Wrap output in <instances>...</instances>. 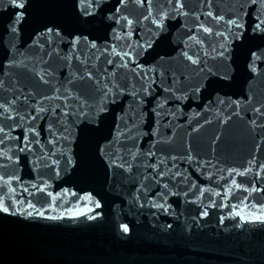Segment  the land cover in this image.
<instances>
[{
	"label": "water",
	"instance_id": "95a60500",
	"mask_svg": "<svg viewBox=\"0 0 264 264\" xmlns=\"http://www.w3.org/2000/svg\"><path fill=\"white\" fill-rule=\"evenodd\" d=\"M242 2L212 0L209 8L206 0H183L184 10L189 15L167 20L164 32L155 37L158 46H154L153 56L159 53L165 59L155 65V73H149V78L156 76V83L142 103L138 96L131 95L138 92L145 83L131 71L134 65L114 68L105 63L101 51L105 45L116 42L111 39L110 29L105 27L107 22L101 23L99 17L77 26L78 34L82 33L89 40H94L101 49H90L83 40L80 42L78 54L82 53V60L87 58V64L95 74L92 81L77 79L68 85L72 73L82 70L83 65L73 60L69 67L55 54L48 57L33 45V32L42 23L66 25L72 19L69 0H37L29 24L17 35L6 32L0 26V103L15 100L13 107L21 115H26L29 106L36 101H41L49 109L61 104L62 101L55 98H41L52 97L55 88H59L60 94H63L65 86L72 88L73 94L80 95L81 99L88 98V103L97 101L99 94L96 87L107 83L103 79L104 68H108L109 81L125 88V93L115 103L107 105L109 111L104 114L102 126L88 133L87 165L67 166L60 159V171L56 175L52 170L55 166L33 171V164L26 162V159L33 160L35 157L25 158L21 154L19 168L10 166L7 169L8 172L16 171L25 182H47L46 191L56 196L54 203L51 198L40 193L35 196L22 194L37 209L46 210V215L58 216L66 210L100 215L95 220H88L84 215L76 218L65 215V218L53 221L0 213V264H264V226L242 224L239 228L235 227L238 218H227L231 208L219 207L220 196L211 195L209 191L201 195L196 187H192L197 185L222 192L220 186L225 181L219 180V177L227 176L230 168L243 171L255 157L251 172L244 177L235 176L234 173L233 176L248 187L255 184L264 189V169L259 167L264 164V127H256L251 123L255 120L257 125L264 124V116H258L253 111L259 108L264 112V63L258 62L260 70L253 74L245 68L242 52L226 62L213 60L211 55L214 54L209 45L215 38L208 37L205 48L210 55L203 57L202 52L200 55L207 61V67L215 73V76L207 77L213 82V88H202L193 95L191 89L201 83L205 73L198 72L197 66L178 55L186 41V29L182 25L191 26L195 22V15H200L204 21L201 14L209 10L227 19L239 10ZM106 3L111 6L114 0H106ZM161 7L171 11L166 0H153V16ZM11 12V8L6 9L2 18L6 20ZM121 14L139 23L133 24L130 40H121L119 45L135 43L138 38L142 43L149 38V29L155 31L151 18L142 19L143 15H148L147 5L140 7L129 2L121 7ZM205 22L210 25L215 23L211 18ZM60 48L66 51L64 44ZM194 51H197L195 46L190 54ZM9 61L10 66H6ZM139 62L145 65V71L154 63L152 57L146 55L140 57ZM42 69L52 73L48 84L43 83L37 75ZM225 72L228 78L221 80ZM160 73H163V85ZM96 80H99V85H96ZM170 85L183 90V93L176 91L175 96L183 94L186 98L178 101L172 97L162 109H157V101L169 96L162 89ZM219 100L224 103H219ZM233 101L240 102L239 108ZM154 109L160 113L159 116ZM12 114L16 115L15 112ZM37 123L41 128L45 126V121ZM82 128L84 124L79 123L75 129L77 140L70 146L73 158L85 154V140L80 133ZM126 129H131L128 134L135 137L136 147L132 150L138 153V159L128 158L133 165L131 173L114 176L112 170L107 169L96 157L93 149L97 141L103 142L104 137L110 138L117 131ZM153 132L158 134L151 135ZM19 133L17 129L13 135ZM41 136H44L43 132ZM161 140L164 142H158ZM9 144L15 146L11 141ZM131 144L132 141H128V145ZM150 150L156 153L155 157L145 155ZM189 154L194 158L191 163L185 159ZM171 156L177 159H166ZM53 159H59V156ZM157 159L165 161L157 169L164 171L162 178L155 176L152 169L147 167ZM196 161H210L212 166L201 168ZM177 172L181 175H175ZM165 184L167 188H164ZM136 188H140V191L136 192ZM29 190L34 191L31 188ZM18 191H21L19 187ZM156 192L167 193L166 200L154 196ZM88 193L94 201L100 203V208L82 199ZM245 195L248 193L233 190L230 198L223 202L228 205L237 204ZM137 196L139 201L135 199ZM150 200L164 203L167 211L152 207ZM211 200H215L217 206L208 209L207 217L200 218V211ZM245 203L250 206L256 204L257 207L251 210L258 212V204L264 203V191L253 192ZM50 204L52 207H49ZM89 208L94 211L89 212ZM220 215L226 217L223 224L219 222ZM120 224L129 226V234L120 231ZM168 224L172 227L168 228Z\"/></svg>",
	"mask_w": 264,
	"mask_h": 264
},
{
	"label": "snow or ice",
	"instance_id": "6c2138e0",
	"mask_svg": "<svg viewBox=\"0 0 264 264\" xmlns=\"http://www.w3.org/2000/svg\"><path fill=\"white\" fill-rule=\"evenodd\" d=\"M37 0H0V26L4 30L12 35H17L24 31V27L29 24L32 17V8ZM134 3L140 7L147 5L148 15H143V20H149L154 25L155 31L149 29L150 36L148 39H144L141 43L138 38L135 43H126L124 46L119 45L121 40H130L133 32V24L139 23V21H133L129 19L127 15L121 14V7L126 6L127 3ZM72 8V19L65 25L56 22H44L39 28L33 32L34 39L33 45L44 52V55L51 57L55 54L58 58L63 59L65 63L71 67L72 61L76 60L80 65H83L82 70L72 73L71 79L68 80V85H71L74 80H89L95 79V74L89 68L87 64V58L81 59L80 42L83 40L86 46L90 49H96L101 51L94 40L82 33H77V26L80 23H90L97 20L99 17L100 22L105 24L107 29H110V35L112 41L116 43L107 44L101 51V54L105 57V63L112 67L129 68L130 65H134L131 68L133 74L139 77L145 83L141 86L138 92H133L131 95L138 96L140 103L143 102L145 96L150 95L152 85L156 83V76L152 75L149 78V73H155V65L164 61L165 57L155 52V47L158 46V42L155 37L164 32L166 27V21L169 19H175L178 16H187L189 13L185 11V4L183 0H166V5L170 6L171 11L165 10L161 7L159 12L153 16L152 3L153 0H114V3L109 6L106 0H69ZM207 6L211 8L212 0H206ZM8 8L12 9V12L8 14L7 19H3L4 11ZM195 15V14H193ZM205 20H201L200 15H195V22L188 26L182 25L186 29V41L183 48L179 51L178 55L182 56L191 65L197 66V70L200 73H205V77L202 78L201 83L195 85L191 92L192 94L199 93L202 88L205 90L213 88V82L207 79L209 76H215L211 68L207 67V61L202 58L200 53H203V57H209L210 53L206 50L205 44L208 37H214V42L209 45L211 48V58L213 60H220L222 62L229 61L235 54L243 53L245 68L255 74L260 69L258 68V62L264 63V0H243L240 4L239 10L230 15L227 19L219 14H214L212 11L202 13ZM211 18L214 24H208L205 21ZM119 29V31H117ZM63 33V35H62ZM190 42V43H189ZM64 44L66 51L60 48V45ZM193 46L197 48V51L192 52ZM50 49V50H45ZM119 49V50H118ZM64 52L63 55L61 53ZM152 57L154 63L148 67L145 71V65L139 62V58L142 56ZM100 59L99 56L96 57ZM234 62V61H232ZM46 63V61H45ZM11 61L6 66H10ZM141 71L137 72L136 70ZM97 71H100L97 69ZM103 79L107 81L103 86L96 87V91L99 94V99L93 103H88V98L81 99L80 95H74L73 89L65 86L64 93L60 94V89L55 88L52 97H42L41 99H52L62 101L61 104H57L55 107L49 109L44 106L41 101H36L29 106V112L26 115H21L13 105L15 100L0 103V213L6 215H23L25 219L39 217L46 220H60L68 215L71 218L79 216H87L88 220H95L100 215H88L86 212L80 210H66L61 212L58 216L46 215V210H40L36 208V205L24 197L22 194L26 193L27 196H35L37 193L45 195L52 199L54 203L56 196H53L52 192L46 191L48 187L47 182H25L21 180V177L16 171L8 172L7 169L10 166L19 168L21 164V154H24L25 158L31 156L35 157L33 160H27L26 162L33 164V171H37L38 168H52L56 175H59L60 159H63L67 166L78 167L88 164L87 156V136L89 132H93L99 129L104 123V114L109 111L108 104L115 103L116 99L125 93V88L121 87L118 83L108 80V68L103 70ZM40 80L48 84L52 78V73L47 69H42L37 73ZM161 85L164 83L163 73H160ZM48 77V78H46ZM228 78V73L225 72L224 76L220 77L221 80ZM206 80V82H205ZM99 80H96V85H99ZM174 83V82H173ZM163 92L168 93L169 96L162 100H158L156 104L157 109H162L164 104L168 102V99L174 97L178 101H182L186 98L183 94L181 96H175L176 91L182 89H176L172 85L164 87ZM219 103H224L223 100H219ZM237 108L240 106L239 101H233ZM75 105V107L73 106ZM258 116H264V112H261L259 108L253 109ZM15 112L16 115L12 113ZM155 112V109H154ZM157 116L159 112H155ZM238 114V113H236ZM27 117V122H26ZM71 118V122H69ZM122 118V117H121ZM11 121V123H8ZM37 121H45V126H41ZM207 122V121H206ZM79 123L84 124V128L80 129L81 138L85 140V154L83 157L73 158L71 145L76 142L77 134L75 132ZM251 123L256 127H264V124L257 125L255 120ZM119 129V125H117ZM17 129L20 130L19 135H13ZM195 130V129H194ZM44 136H41V133ZM131 129L125 131H117L115 135L104 137L103 142L97 141L93 149L96 157L102 161L107 169L112 170L113 175H124L125 173H131L133 165L128 159H138V153L132 149L136 147L135 137L130 136L128 133ZM157 132L151 133V135H157ZM123 137V139H121ZM132 141L131 146L128 145V141ZM14 143V147L10 146L9 142ZM158 142H164L163 140ZM153 143L152 147H155ZM259 147V145L257 146ZM37 152L39 155H37ZM149 158L155 157L154 151H148L145 153ZM59 156V159H53V157ZM175 161L176 156L166 157ZM189 163L193 161L191 154L185 157ZM255 157L248 162L249 167H245L243 171H238L234 168L227 170L228 175L219 177V180L225 181L224 185H221V191H215L192 185L196 187L197 191L203 195L204 192L209 191L211 195L220 196L221 202L220 208L230 207L231 211L228 212V217L238 222L235 227L239 228L242 224H259L264 226V203H259V211H252L251 208H256L257 205L246 204L245 201L249 199L253 192H262L264 189L252 184L251 187L246 186L242 182H238L235 176L244 177L247 173L252 171L251 165L254 163ZM165 161L157 159L155 163L148 164L147 167L151 168L153 174L157 177H163L164 171H157L160 164ZM201 167L205 165L212 166L210 161H196ZM175 166V165H173ZM261 169H264V164L259 165ZM233 173L235 176H233ZM175 175H181L177 172ZM259 177V173H257ZM147 179V177H145ZM187 179V177H185ZM211 179V178H210ZM28 186H25V184ZM18 187L21 191H18ZM167 184L164 188H167ZM29 188L34 191H30ZM233 190H240L241 192L248 193L239 199L237 204H225L223 201L228 200L233 193ZM140 188H136V192H139ZM67 194V190H65ZM59 194H57L58 196ZM154 196H158L161 199L167 197V193L156 192ZM21 197L18 199L17 197ZM82 199L94 203L95 208H100L101 205L98 201H94L90 193L82 197ZM139 201V197H135ZM152 207L158 209H164L167 211V207L164 203H156L149 201ZM23 205L22 207H17ZM143 207V204L140 205ZM215 200H211L208 205L200 211V218L207 217L209 215V208L216 207ZM52 207V204L49 205ZM14 209V210H13ZM28 209H31L29 211ZM245 209H249L245 211ZM89 212L94 211L93 208L88 209ZM226 217L220 215L219 222L224 223ZM168 228L172 225L168 224ZM119 229L123 234H129L130 228L127 224H120Z\"/></svg>",
	"mask_w": 264,
	"mask_h": 264
}]
</instances>
